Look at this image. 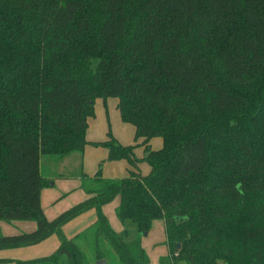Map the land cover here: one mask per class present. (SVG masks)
Masks as SVG:
<instances>
[{
    "label": "trees",
    "instance_id": "1",
    "mask_svg": "<svg viewBox=\"0 0 264 264\" xmlns=\"http://www.w3.org/2000/svg\"><path fill=\"white\" fill-rule=\"evenodd\" d=\"M110 97L137 139L163 147L141 159L111 134L95 143L136 170L87 177L88 197L49 219L41 158L83 153ZM117 198L122 232L102 209ZM93 208L68 239L63 226ZM0 220L37 223L0 249L61 240L15 264H89L81 241L96 260L149 264L141 235L156 220L173 264H264V0H0Z\"/></svg>",
    "mask_w": 264,
    "mask_h": 264
},
{
    "label": "crops",
    "instance_id": "2",
    "mask_svg": "<svg viewBox=\"0 0 264 264\" xmlns=\"http://www.w3.org/2000/svg\"><path fill=\"white\" fill-rule=\"evenodd\" d=\"M118 105L119 99L116 97L96 100L95 116L88 118V144L83 153L76 152L60 160L47 156L41 158L40 169L46 183L42 190V206L49 219L57 217L88 197L83 188L87 177H94L101 170L105 178H123L136 170L126 159L109 160V150L95 143L107 141L111 134L123 145H135V154L141 159L145 155L146 146L153 150L163 147L164 141L160 137L152 138L147 144L144 138L137 139L135 126L122 120ZM139 169L143 175H148L151 166L142 161ZM117 199L104 205L102 209L112 227L117 232H122L125 225L116 214L119 205V198ZM97 219V210L90 209L65 224L63 233L68 239H72L93 226ZM36 228L37 223L33 220H0V236L32 232ZM135 237L137 233H132V238ZM141 242L149 257V264H173L164 220L154 221L150 232L141 235ZM60 244L59 236L53 234L36 245L0 249V264H15L12 261L47 257L53 255Z\"/></svg>",
    "mask_w": 264,
    "mask_h": 264
},
{
    "label": "rangeland",
    "instance_id": "3",
    "mask_svg": "<svg viewBox=\"0 0 264 264\" xmlns=\"http://www.w3.org/2000/svg\"><path fill=\"white\" fill-rule=\"evenodd\" d=\"M48 157V156H47ZM50 159V158H49ZM118 200V199H117ZM132 233H137V230L135 227H133ZM81 246L85 249L87 254V259L89 264H97L98 260H96L94 253L92 252L90 245L86 242L81 241ZM107 262V261H106ZM115 263V262H114ZM107 264H113L111 258L108 259Z\"/></svg>",
    "mask_w": 264,
    "mask_h": 264
},
{
    "label": "water",
    "instance_id": "4",
    "mask_svg": "<svg viewBox=\"0 0 264 264\" xmlns=\"http://www.w3.org/2000/svg\"><path fill=\"white\" fill-rule=\"evenodd\" d=\"M178 246H180V244ZM97 264H107V262L106 260L102 259V260H98Z\"/></svg>",
    "mask_w": 264,
    "mask_h": 264
}]
</instances>
